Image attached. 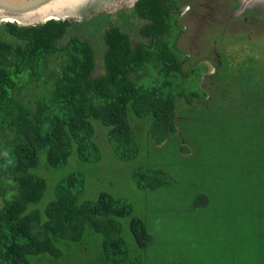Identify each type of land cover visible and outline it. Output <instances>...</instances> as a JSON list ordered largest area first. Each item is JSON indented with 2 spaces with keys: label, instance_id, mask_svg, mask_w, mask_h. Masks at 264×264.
Wrapping results in <instances>:
<instances>
[{
  "label": "trees",
  "instance_id": "16d2710c",
  "mask_svg": "<svg viewBox=\"0 0 264 264\" xmlns=\"http://www.w3.org/2000/svg\"><path fill=\"white\" fill-rule=\"evenodd\" d=\"M130 9L134 29L113 22L103 29L99 65L83 36L84 20L0 23V264L141 263L140 256L131 257V247L143 249L150 239L144 219L131 215L130 202L106 192L83 199L82 173L69 172L53 185L46 173L66 165L72 152L84 162L101 158L91 118L107 128L113 152L126 161L138 153L130 117L147 122L148 136L159 144L175 134L177 106L195 97L199 109L214 106L223 87L214 84L216 71L212 86L199 84V94L171 92L173 82L179 85L194 73L192 65L185 69L175 41L173 1L135 0ZM227 77L226 88L234 94L231 117L253 126L251 143H241L235 155L232 188L253 193L256 207L263 202L251 225L264 240L258 222L264 215V63L252 57ZM131 176L141 189L165 182L162 170L146 165L136 166ZM125 217L132 246L122 236Z\"/></svg>",
  "mask_w": 264,
  "mask_h": 264
},
{
  "label": "rangeland",
  "instance_id": "374dc122",
  "mask_svg": "<svg viewBox=\"0 0 264 264\" xmlns=\"http://www.w3.org/2000/svg\"><path fill=\"white\" fill-rule=\"evenodd\" d=\"M60 1L58 11L68 6L70 10H77L83 3L72 0L68 5L66 0ZM85 2L88 7L91 5ZM113 3L110 8L103 0L100 8L81 24L97 65L102 61V33L108 23L134 29L135 22L128 21L133 14L130 7L116 5L117 0ZM173 3L178 7L175 41L186 57L184 68L192 65L194 73L179 85L173 82L171 92L178 96L183 91L196 89L199 94V84L212 86L210 74L216 71L214 84L225 90L223 87L218 90L214 106L204 104L199 109L198 97L193 104L177 106L175 134L159 144L148 136L147 122L130 117L138 153L126 161L113 152L106 137L107 128L91 118L93 140L101 158L84 162L72 152L66 165L47 169V178L53 185L69 172H80L85 177L83 199L93 200L99 192H106L130 202L131 215L144 219L150 239L143 249L136 251L131 247V257L140 256V264H264V240L255 236L251 225L263 202L259 200L256 207L251 202L253 193L233 192L230 176L232 171L236 172L235 155L240 154L239 145L251 143L249 134L253 126L232 118L235 114L230 101L234 94L228 91L225 82L229 74L252 57L264 63V17L256 15L264 12V0H250L246 4L243 0H173ZM224 3L228 5L225 8ZM47 11L54 13V9ZM84 11L88 10L84 8ZM65 19L83 20L79 15ZM209 96L210 92L206 93L205 99ZM218 101L221 103L215 106ZM256 158L250 155L254 163ZM138 165L162 170L164 184L153 190L137 187L131 173ZM258 222L264 227V215ZM127 223L128 217H125L121 221L122 236L132 246ZM137 260L134 264H138Z\"/></svg>",
  "mask_w": 264,
  "mask_h": 264
},
{
  "label": "water",
  "instance_id": "95a60500",
  "mask_svg": "<svg viewBox=\"0 0 264 264\" xmlns=\"http://www.w3.org/2000/svg\"><path fill=\"white\" fill-rule=\"evenodd\" d=\"M68 5L72 0H66ZM88 1L91 5L85 2ZM103 0H82L77 10H70L71 7L61 8L60 0H0V23L2 19L6 21L15 22L19 25H35L41 24L48 19H65L74 15H79L83 20L97 8H100L99 3ZM110 4V8L114 6L113 0H104ZM135 0H117V4L124 7H131ZM248 3L250 0H243ZM258 1V0H254ZM261 2V1H260ZM123 7V8H124ZM87 9L88 11L83 10ZM54 9V13H49L47 10ZM108 10V8H106Z\"/></svg>",
  "mask_w": 264,
  "mask_h": 264
},
{
  "label": "flooded vegetation",
  "instance_id": "af4514ba",
  "mask_svg": "<svg viewBox=\"0 0 264 264\" xmlns=\"http://www.w3.org/2000/svg\"><path fill=\"white\" fill-rule=\"evenodd\" d=\"M173 1V0H172ZM223 6V8H225V7H227V6H225V3L222 5ZM177 7V6H176ZM186 10H189V7L186 5ZM178 8V7H177ZM260 8H262L261 6H259V9ZM264 10V9H263ZM258 13H259V10H258ZM256 14V13H255ZM256 15H260V17H264V12H262L261 14H256ZM262 15V16H261ZM257 18H259L258 16H256ZM259 19H261V18H259Z\"/></svg>",
  "mask_w": 264,
  "mask_h": 264
}]
</instances>
